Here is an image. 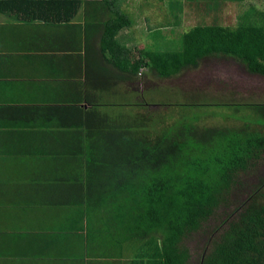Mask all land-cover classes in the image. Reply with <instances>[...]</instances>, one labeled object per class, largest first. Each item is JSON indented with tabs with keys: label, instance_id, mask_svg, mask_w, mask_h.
I'll list each match as a JSON object with an SVG mask.
<instances>
[{
	"label": "crops",
	"instance_id": "crops-1",
	"mask_svg": "<svg viewBox=\"0 0 264 264\" xmlns=\"http://www.w3.org/2000/svg\"><path fill=\"white\" fill-rule=\"evenodd\" d=\"M154 1L166 12V23L154 28L195 25L192 4ZM145 2L149 8L150 0H0V264H144L145 235L147 246L151 238L161 244L160 237H138L150 232L149 225H128L124 237L123 227L103 221L104 227L99 220L93 222L97 237L102 239L100 227L116 234L103 242L94 239L87 230V201L78 192L96 182L109 184L104 168L89 169L87 159L98 153L111 157L108 144L117 137L112 128L124 112L116 111L136 104L128 116L140 136L152 128L164 130L168 117L181 114L162 113L150 95L167 90L179 74L220 58L209 56L194 67L193 54L175 43L181 37L174 43L162 34L164 43L152 36L149 43L136 40L135 15L129 11L139 4L142 13ZM116 14H128L129 21L115 35L119 43H104L105 26ZM152 53L166 55V61L189 56V66L175 68L172 76L147 69L140 78V62L149 64ZM167 87L175 100L166 97L164 104L191 98L190 88L182 94L175 85ZM226 110L220 115L230 120L232 110Z\"/></svg>",
	"mask_w": 264,
	"mask_h": 264
},
{
	"label": "trees",
	"instance_id": "trees-1",
	"mask_svg": "<svg viewBox=\"0 0 264 264\" xmlns=\"http://www.w3.org/2000/svg\"><path fill=\"white\" fill-rule=\"evenodd\" d=\"M207 1L206 8L217 14L226 3L243 0ZM116 16L105 26L104 43H119L115 35L122 22L129 21L128 14ZM219 22L216 17L211 26L193 28L181 37L185 50L194 56L193 66L209 56L220 57L217 60L229 58L249 75L264 78V21L236 28L223 27ZM161 34L154 32L152 38ZM170 57L175 61L152 53L149 64L143 60L140 63L146 71L162 76L177 74L175 68H188L189 56ZM209 106L231 109L229 119L241 125H202L200 116H204L203 108ZM244 109L247 110L241 114ZM169 110L172 114L179 112L180 117L174 116L164 130L152 128L151 134L140 136L134 126L130 134L124 133V126L113 127L117 137L108 144L113 151L111 157L98 153L87 159L89 169L104 168L103 178L109 184L88 185L85 191H78L79 197L86 201L92 197L97 219L111 222L118 230L123 227L120 233L124 237L128 225L151 226L149 233L138 237L150 234L162 242L154 244L151 238L147 246L145 235L149 253L141 257L144 264H190L192 255L187 242L197 233L217 235L202 254L200 264H264V174L260 178L256 174L258 182L250 189L247 185L243 200L231 197L241 175L256 172L264 160V103H219L214 98H201L197 91V97L186 103H173ZM154 118L152 114L150 119ZM94 221L90 218L87 230L91 237L103 242L96 236Z\"/></svg>",
	"mask_w": 264,
	"mask_h": 264
},
{
	"label": "rangeland",
	"instance_id": "rangeland-1",
	"mask_svg": "<svg viewBox=\"0 0 264 264\" xmlns=\"http://www.w3.org/2000/svg\"><path fill=\"white\" fill-rule=\"evenodd\" d=\"M202 1L204 5L202 4ZM202 1L194 0V13L191 15L193 16L191 20L196 22L195 25H192L191 22H184V25H181L178 29L170 26L154 28L158 25L166 23L165 17L163 16V14H166V12L160 8L156 1L150 0L149 8H147V4L145 2L144 11L142 13H139L141 5L136 4L134 10L129 11L135 15L134 19L136 20L137 24V32L135 34L136 40H139L143 43H149V38L154 32H162V35L167 38V41L174 43L177 38L182 37L184 34L189 32H185L183 29H191L192 26L194 29H205L206 26H211L213 22H215L216 17L220 18L219 23L221 26L230 28H236L238 25L244 26L246 23L259 25L264 21V17L262 16L264 15V0L225 2L226 5L221 9L220 13L217 14L211 13L210 9L206 8L208 3L207 0ZM174 2L181 4L187 3L188 5L192 4V0H175ZM198 8H200L199 12L197 11ZM247 14L252 16H245ZM173 16L176 18V15ZM174 17H169L168 20L173 21ZM229 20H231V23H229ZM169 21H167V23H170ZM148 23H150L151 27L150 32H147V28L149 27ZM262 25H264V23ZM160 41L161 38L158 37V42ZM175 43H182V41H177ZM172 50L174 51V49ZM167 84H170L171 86L175 85L176 93L182 92L183 94L184 88H190L189 97H197V91L199 90L201 92V98L206 97L209 99L213 97L214 99L218 100L219 103H228L232 100H248L255 103H264V78L249 75L243 68L232 61L228 62L226 60H209L203 64V66L198 71L183 75L179 74L175 79L169 80ZM167 84L166 89L170 91V89L167 87ZM167 90L163 89L150 95L151 99L157 101L159 105L158 108L162 113L169 110L173 104H164L163 99L168 97L170 100H175L173 96L168 94ZM213 92L215 95H212ZM182 100L185 102L186 99L183 98ZM135 105L136 104L130 107V110L128 109L127 111H116H124L120 112L121 120L119 123L120 126H124V133L130 134V129L136 122V120H132L128 116V114H130L133 110H136ZM152 109L154 108L152 107ZM246 110L247 109H244L241 114H243ZM222 111L225 112L227 110L218 107H206L204 108V116L201 118L202 123L200 121L199 122L206 126L220 125L217 127L234 128L241 125V123H237L235 120H226L222 118L220 115ZM137 112L142 113V110L139 109ZM163 119L165 118H160L158 120ZM171 122L172 117H168L166 119V124H170ZM147 125L149 126L153 124L148 123ZM82 162L83 161H81V163ZM258 166L259 167L256 172L253 171L254 169H251V171H253L251 174L249 171L245 177L244 175H241L242 179L240 180L238 186L234 189V192L231 195L232 198L235 197V200H243L248 192H245L247 185L250 184V189L252 184H257V178L262 177L264 174V160L261 161ZM256 174H258L257 178H255ZM90 179L93 181L94 177H91ZM87 208L90 218L98 220L96 217V208L93 204L92 197H87ZM221 213L223 214V211ZM99 222L100 225L104 226V223L101 219H99ZM209 227L211 228L212 225ZM99 231L101 232L102 239L106 237H115L111 234H108L107 230L101 229V227L99 228ZM215 237H217L216 234L211 236L210 233H197L192 236V238L187 242V246L190 249L192 255L190 264H200L201 259H203L202 254L209 249V246L213 243V239ZM131 246H134V241L131 242Z\"/></svg>",
	"mask_w": 264,
	"mask_h": 264
},
{
	"label": "clouds",
	"instance_id": "clouds-1",
	"mask_svg": "<svg viewBox=\"0 0 264 264\" xmlns=\"http://www.w3.org/2000/svg\"><path fill=\"white\" fill-rule=\"evenodd\" d=\"M146 73V70L143 68L140 69L139 71V77L141 78L143 76V74Z\"/></svg>",
	"mask_w": 264,
	"mask_h": 264
}]
</instances>
